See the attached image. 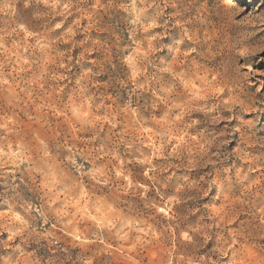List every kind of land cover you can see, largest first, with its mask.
<instances>
[{"label":"clouds","instance_id":"9594fccd","mask_svg":"<svg viewBox=\"0 0 264 264\" xmlns=\"http://www.w3.org/2000/svg\"><path fill=\"white\" fill-rule=\"evenodd\" d=\"M0 264H264V0H0Z\"/></svg>","mask_w":264,"mask_h":264},{"label":"rangeland","instance_id":"374dc122","mask_svg":"<svg viewBox=\"0 0 264 264\" xmlns=\"http://www.w3.org/2000/svg\"><path fill=\"white\" fill-rule=\"evenodd\" d=\"M238 3H240L242 6L245 2H247V0H237Z\"/></svg>","mask_w":264,"mask_h":264}]
</instances>
